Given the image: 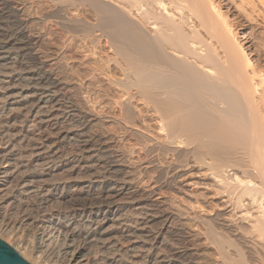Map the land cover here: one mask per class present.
I'll return each instance as SVG.
<instances>
[{
    "label": "bare ground",
    "instance_id": "1",
    "mask_svg": "<svg viewBox=\"0 0 264 264\" xmlns=\"http://www.w3.org/2000/svg\"><path fill=\"white\" fill-rule=\"evenodd\" d=\"M14 2L0 0V238L33 264H201L180 217L152 200L193 163L240 216L196 218L218 264H264V69L221 4L28 0L25 17ZM238 6L264 13V0ZM36 26L68 60L77 43L85 58L105 55L89 75L116 91L113 121L156 175L152 192L127 181L103 136H87L89 116L34 53ZM138 100L163 137L136 130Z\"/></svg>",
    "mask_w": 264,
    "mask_h": 264
},
{
    "label": "rangeland",
    "instance_id": "2",
    "mask_svg": "<svg viewBox=\"0 0 264 264\" xmlns=\"http://www.w3.org/2000/svg\"><path fill=\"white\" fill-rule=\"evenodd\" d=\"M14 1V3L18 2L16 5L18 4L17 6L20 8V14H25L24 16L28 17L30 12L33 13V9H28L30 8L27 4L28 0ZM215 1L219 5L221 4L220 7L223 12L235 22L237 30L243 29L246 35L245 45L249 54L251 53L250 57L257 66L264 69V13L262 14L261 12L260 14L258 12L253 14L248 11V8L246 10L247 12L240 10L238 6L239 0L234 2L230 0ZM86 15L91 19L89 13H86ZM33 22L30 21L29 24L31 25ZM33 34L38 39L35 43L34 53L42 61L46 62L48 69L53 70L54 76L57 77L56 79H59L62 83H66L67 91L69 90L76 101H78L79 108L89 116L88 121L90 122L88 123L87 130L89 132L87 131V136L88 134L92 137L103 136L107 143L110 146L112 145L111 147L115 150L119 166L127 173V177L125 176V178L129 183L146 193H150L156 189L157 186H154L155 188L153 187L156 175L150 169L146 170L144 156H142L141 152H138V147L134 149L133 144L135 143H131L134 142V139L129 138L130 135H125V139H122L124 135H121V130L118 129L119 126L113 121L114 116L118 117L119 115V108L115 104L116 97H114L116 96V91L113 87L109 88V84H107V79L104 75L95 74V78L89 75L93 69H96V66L98 68H101L102 65L103 68L106 67L105 55L99 50L96 56L85 58V54H83L84 50L80 46L81 44L77 43L72 50L73 59L68 60L62 56L61 42L58 39V41L55 40L56 42L51 41L38 26L34 27ZM103 51L109 52V48L105 44ZM104 64L106 65L104 66ZM99 90L100 92H98ZM96 94L97 96H95ZM97 98L99 99L97 100ZM135 106L137 108L135 112L138 113L136 119L138 128L136 130L140 131L141 129L139 128H142V131L146 130L153 135L163 137L164 133L161 132L159 120L152 110L139 100L135 103ZM160 159L164 163L171 162L174 165L176 158L169 155L167 157H161ZM141 166H144L143 168L145 169ZM144 171L148 173L146 172L145 174ZM204 171V169L198 168L193 163L186 166L183 170L175 168L168 177L170 179L176 178L173 191L167 188L162 189V191L158 189L156 194H153L152 200L161 202L166 210L170 209V212L172 211V213L174 212V214L180 217L178 222L180 225L179 228L183 226L184 231L181 228L182 232H187L186 235H189L191 240L189 248L198 263L218 264L217 256L214 254V247L207 241L208 239L203 233L205 232L204 227H202L203 225L196 218L201 215L209 216V218L214 217L218 218L220 223H226L231 226L235 224L233 222L237 223L239 221L237 219L240 216H233V207L230 204L226 205L229 198L219 190L220 187L215 182H212L213 180H210L209 173L206 174V171Z\"/></svg>",
    "mask_w": 264,
    "mask_h": 264
},
{
    "label": "water",
    "instance_id": "3",
    "mask_svg": "<svg viewBox=\"0 0 264 264\" xmlns=\"http://www.w3.org/2000/svg\"><path fill=\"white\" fill-rule=\"evenodd\" d=\"M0 264H32L14 247L0 238Z\"/></svg>",
    "mask_w": 264,
    "mask_h": 264
}]
</instances>
